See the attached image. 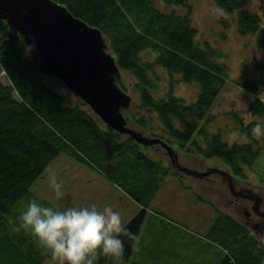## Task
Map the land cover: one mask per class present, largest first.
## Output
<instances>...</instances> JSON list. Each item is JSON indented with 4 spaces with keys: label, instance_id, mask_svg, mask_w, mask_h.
Returning <instances> with one entry per match:
<instances>
[{
    "label": "trees",
    "instance_id": "obj_1",
    "mask_svg": "<svg viewBox=\"0 0 264 264\" xmlns=\"http://www.w3.org/2000/svg\"><path fill=\"white\" fill-rule=\"evenodd\" d=\"M55 1L102 31L120 66L117 83L126 89L122 72L134 80L137 99L128 116L140 130L214 166L218 160L240 180H249L248 170L263 176L264 166L258 169L257 162L264 157V63L242 62L234 75L228 52L198 40L194 0ZM214 1L233 18L223 22L226 30L232 24L241 35L254 37L257 49L264 47V19L249 9L253 0ZM1 71L9 84L0 77V264H43L73 249L82 252L81 258L61 264H126L137 250L145 252L150 246L155 254L164 247L174 234L144 232L143 227L169 176L185 181L166 156L154 152L155 146L112 130L84 101L72 98L64 82L42 68L24 37L2 19ZM231 80L253 96L248 108L213 112ZM162 82L167 89L158 94ZM179 82L198 85L195 101L176 93ZM64 154L140 205L114 239L84 220L68 224L57 200L36 190L50 165ZM198 196L212 204L216 216L207 236L199 240L202 248L195 251L196 257L221 264L224 251V264H264L260 237L207 197ZM153 219V224L161 222Z\"/></svg>",
    "mask_w": 264,
    "mask_h": 264
},
{
    "label": "rangeland",
    "instance_id": "obj_2",
    "mask_svg": "<svg viewBox=\"0 0 264 264\" xmlns=\"http://www.w3.org/2000/svg\"><path fill=\"white\" fill-rule=\"evenodd\" d=\"M162 7L165 8V6ZM166 9L170 10L171 8ZM249 9L260 13L264 19V0H253L249 4ZM193 20V25L198 29L199 41L211 42L228 52L229 60L235 69L234 75L240 71L239 67H241L242 62L264 63V47L257 49L254 37L241 35L232 24V28L226 30L223 22L232 21L233 18L220 11L214 0H194ZM121 74L124 81L123 86L125 85L127 89L125 91L136 101L134 80L125 72ZM0 77L5 84H9L4 71H1ZM166 89V83L162 82L158 94H164ZM176 93L188 101H195L198 85L179 82ZM72 98L77 99L73 93ZM252 99L253 96L248 91L243 90L231 80L214 105L213 112H225L233 108L245 110ZM128 111L130 113L132 109L127 110V116ZM131 125L138 128L133 122ZM154 152H157L162 158L166 156V159L169 160L163 148L155 147ZM178 152L181 163L186 166L200 170L214 166L199 155ZM209 162L213 163L214 161ZM214 163L227 169L218 160ZM257 164L258 169L262 168L264 157H261ZM172 168L174 167L172 166ZM247 172L251 174V177L247 181L237 179L238 186L252 187L264 196V187L262 186L264 184L261 183L264 182V174L259 177L251 170ZM181 174L185 177L186 182L180 177L170 175L163 184L148 209L143 227L144 232L172 233L174 235L168 236V238L175 243L171 244L167 238L164 247L159 246L158 252L155 254L154 248H150V246L145 252L137 250L132 260L126 264H212L213 259L211 261L210 258L206 257L205 261H202L200 257H196L197 255L194 254L202 245V241L199 240L207 236L208 229H210V225L216 216V209L212 204L210 205L205 198L202 199L198 195L207 197L218 208L238 216L230 207L231 198L234 197L218 176L212 175L201 180L185 173ZM36 190L47 198L57 200L58 206L63 209L64 215L70 220L68 224L75 220L87 221L112 239L141 209L139 204L122 193L119 188L103 178L101 174L79 164L65 154L50 165L42 179L38 181ZM155 217L161 222L153 224L152 221ZM152 225H158V228L153 229ZM152 237L153 234L149 236V239ZM149 239L147 243L153 245V241ZM259 240L264 243V237L261 235ZM204 247H208L206 243ZM156 255L158 256L157 260H155ZM226 255L227 253L223 251L221 264H224L223 259ZM81 256L80 250L73 249L59 260L48 257L43 264H61L70 260H79Z\"/></svg>",
    "mask_w": 264,
    "mask_h": 264
},
{
    "label": "water",
    "instance_id": "obj_3",
    "mask_svg": "<svg viewBox=\"0 0 264 264\" xmlns=\"http://www.w3.org/2000/svg\"><path fill=\"white\" fill-rule=\"evenodd\" d=\"M0 19L8 23L14 34L24 37L42 68L61 79L109 128L139 144L163 148L171 165L180 173L201 180L218 176L234 199L251 200L253 210L258 213L264 196L252 187L238 186V178L230 170L218 166H208L205 170L186 166L180 161L178 149L161 137L131 125L127 110L132 106L133 97L117 83L120 66L98 27L55 0H0ZM231 215L240 222L244 217ZM255 234L264 237L261 232Z\"/></svg>",
    "mask_w": 264,
    "mask_h": 264
},
{
    "label": "flooded vegetation",
    "instance_id": "obj_4",
    "mask_svg": "<svg viewBox=\"0 0 264 264\" xmlns=\"http://www.w3.org/2000/svg\"><path fill=\"white\" fill-rule=\"evenodd\" d=\"M232 208L238 214L244 216L242 219V223L247 226L251 232L254 234L262 233L264 236V201L258 213H256L253 208V202L246 198L236 197L231 200ZM258 231H255V230Z\"/></svg>",
    "mask_w": 264,
    "mask_h": 264
}]
</instances>
